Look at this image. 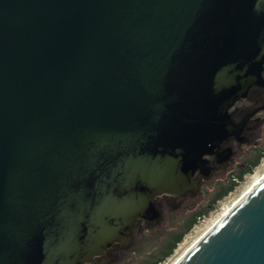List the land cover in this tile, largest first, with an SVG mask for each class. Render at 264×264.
<instances>
[{"label":"water","instance_id":"obj_1","mask_svg":"<svg viewBox=\"0 0 264 264\" xmlns=\"http://www.w3.org/2000/svg\"><path fill=\"white\" fill-rule=\"evenodd\" d=\"M263 121L264 0H0V264L141 255ZM179 264H264V182Z\"/></svg>","mask_w":264,"mask_h":264},{"label":"rangeland","instance_id":"obj_2","mask_svg":"<svg viewBox=\"0 0 264 264\" xmlns=\"http://www.w3.org/2000/svg\"><path fill=\"white\" fill-rule=\"evenodd\" d=\"M263 148L264 133H262L261 146H241L243 156L215 174L213 185L205 180L203 181L194 207L179 211L176 220L167 217L164 229H144V236L149 237L141 255H139V249H132L131 258H123L113 264H151L157 260L159 261L158 264H170L182 249L194 240L202 229L212 221L217 209L238 195L248 185L253 176L260 174L264 170V155H262L259 162L250 172H246L242 179L237 176L241 165L243 163L252 164L261 154L260 150ZM234 178L239 180L235 181ZM233 181L236 182L234 188L222 198L213 202L218 193ZM205 209H208L207 212L204 211ZM195 214L201 215L197 217L195 224L189 230H186ZM181 233H184L182 239L169 254L165 255L170 250L175 238Z\"/></svg>","mask_w":264,"mask_h":264},{"label":"bare ground","instance_id":"obj_3","mask_svg":"<svg viewBox=\"0 0 264 264\" xmlns=\"http://www.w3.org/2000/svg\"><path fill=\"white\" fill-rule=\"evenodd\" d=\"M264 182V170L260 174L253 176L248 185L242 189L238 195L233 197L224 206L217 209L212 221L202 229L198 236L189 242L184 249L170 264H179L195 249L224 219H226L251 193H253Z\"/></svg>","mask_w":264,"mask_h":264},{"label":"trees","instance_id":"obj_4","mask_svg":"<svg viewBox=\"0 0 264 264\" xmlns=\"http://www.w3.org/2000/svg\"><path fill=\"white\" fill-rule=\"evenodd\" d=\"M260 151H261V152H260L261 154L258 156V158H257L255 161L252 162V164H249L246 168H239V169H238V173H237L238 178L242 179V178H243V175H244L246 172H250V171L253 169V167L259 162L260 157H261L262 155H264V148L261 149ZM235 184H236V182L233 181L229 186L224 187L223 190H221V192H219L218 195L214 198V201H213V202H215L216 200L222 198V197H223L224 195H226L229 191H231V190L234 188ZM207 210H208V209H205L204 211L207 212ZM201 214H202V212H201ZM201 214H195V215H194L193 219L189 222V224H188L186 230H189V229L195 224V222H196V220H197V217L200 216ZM183 234H184V233H181L179 236H177V237L175 238L174 243L171 245L170 250H169L167 253H165V255L169 254V253L175 248L176 244L182 239ZM158 262H159V261L157 260V261H155V262H153V263H151V264H158Z\"/></svg>","mask_w":264,"mask_h":264},{"label":"flooded vegetation","instance_id":"obj_5","mask_svg":"<svg viewBox=\"0 0 264 264\" xmlns=\"http://www.w3.org/2000/svg\"><path fill=\"white\" fill-rule=\"evenodd\" d=\"M262 133H264V121H263V130H262ZM247 166H248V164L243 163V164L241 165V168H246Z\"/></svg>","mask_w":264,"mask_h":264},{"label":"built area","instance_id":"obj_6","mask_svg":"<svg viewBox=\"0 0 264 264\" xmlns=\"http://www.w3.org/2000/svg\"><path fill=\"white\" fill-rule=\"evenodd\" d=\"M234 180H235V181H238L239 179H237V178H234Z\"/></svg>","mask_w":264,"mask_h":264}]
</instances>
